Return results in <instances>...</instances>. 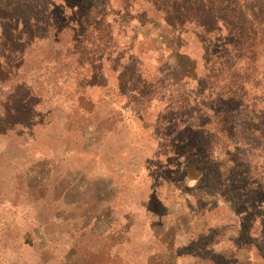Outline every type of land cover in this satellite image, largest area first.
I'll return each instance as SVG.
<instances>
[{"label":"rangeland","instance_id":"rangeland-1","mask_svg":"<svg viewBox=\"0 0 264 264\" xmlns=\"http://www.w3.org/2000/svg\"><path fill=\"white\" fill-rule=\"evenodd\" d=\"M121 4L110 0L112 8ZM62 11L52 12L58 25ZM108 19L112 22V15ZM121 25L111 24L113 57L134 23ZM167 28L160 19L138 35L144 82L122 57L117 69L105 65L104 79L85 83L77 74L86 68L75 66L80 56L73 55L65 32L58 44L39 41L26 50L13 83L25 79L44 99L29 134H0V264H264L255 241L249 250L237 247L247 241L240 219L253 220L256 213L255 239L264 205L248 215L241 212L234 178L224 192L210 195L203 111L176 104L185 95L209 102L203 94L202 46L192 35L176 41ZM139 46L136 41L135 52ZM158 69L165 76L163 89L156 86ZM10 84L1 86L0 103L11 93ZM77 88L82 95H74ZM54 93L51 101L45 99ZM187 133L199 138L202 149L186 155L176 143ZM213 136L221 171L243 168L239 151Z\"/></svg>","mask_w":264,"mask_h":264},{"label":"trees","instance_id":"trees-1","mask_svg":"<svg viewBox=\"0 0 264 264\" xmlns=\"http://www.w3.org/2000/svg\"><path fill=\"white\" fill-rule=\"evenodd\" d=\"M121 1L122 4L116 9L112 8L110 0H102L98 6L90 3V0H0V89L12 83L11 93L0 103V134L8 131H17L19 135L29 134L36 123L33 121L37 113L36 106L43 101V94L25 79L13 83L24 66L26 50L34 43L48 41L58 44L65 32L69 37L64 40L73 45V55L78 53L80 56L74 59L75 66L86 68L85 73L77 74L85 83L104 79L105 65L111 62L112 65L116 64L117 69L122 57L126 58L127 64L132 65L136 80L144 82L147 78L139 71L142 69V57L138 35L141 31L143 33L146 26L164 19L169 23L170 28L167 29L176 41L192 35L202 46L201 56L206 72L203 94L209 97V102L202 105L200 99L191 101L185 95L179 96L176 104L180 107H197L203 111V133L207 135L203 142L204 175L214 187L210 195L215 197L224 192V188L231 186L228 180L234 178V191L241 212L248 215L263 209L264 0ZM138 2L143 6L134 7ZM85 6L88 7L85 9ZM60 7L63 10L62 24L58 25L52 12ZM85 10L87 12L83 14ZM67 11L71 15L66 16ZM73 15L76 17L71 19ZM111 15L112 22L108 19ZM116 22L122 23L124 29L130 22L134 26L130 29L131 36L119 46L120 51L113 57L117 43L114 40L116 37L111 34V24ZM136 41L139 49L135 52ZM194 69L195 66L191 71ZM160 72L158 69L156 86L163 89L165 76ZM38 75L44 76L42 73ZM118 81L121 85L122 75H119ZM128 84L124 80V85ZM76 94L82 95L83 89L77 88ZM54 96L55 93L49 97L45 95V99L51 101ZM188 133L178 136L177 140L183 138V141L176 143L186 155L192 150L202 149L199 138ZM214 134L222 136L226 146L232 145L235 151H239L243 168L231 170V173L221 171L224 163L215 158ZM24 147L30 150L29 145ZM216 167L220 172L214 175ZM139 176L137 172L134 178L139 179ZM151 201L159 204L158 198L153 195ZM254 220L256 213L253 220L240 219L241 236L247 241L237 247L249 250L252 241H255L259 254L264 258V249L260 248L261 244L264 245V217L260 218V231L255 239L252 236ZM162 244L167 245L168 242L163 240ZM204 250L207 248L203 247ZM176 256L178 258L179 255ZM42 263L47 264L46 261Z\"/></svg>","mask_w":264,"mask_h":264}]
</instances>
